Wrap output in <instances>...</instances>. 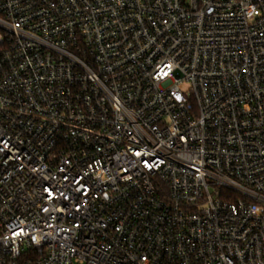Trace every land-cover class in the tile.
<instances>
[{
  "label": "built area",
  "instance_id": "built-area-1",
  "mask_svg": "<svg viewBox=\"0 0 264 264\" xmlns=\"http://www.w3.org/2000/svg\"><path fill=\"white\" fill-rule=\"evenodd\" d=\"M0 264H264V0H0Z\"/></svg>",
  "mask_w": 264,
  "mask_h": 264
}]
</instances>
